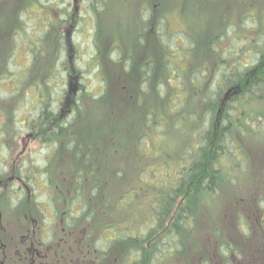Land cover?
I'll return each mask as SVG.
<instances>
[{"label":"rangeland","instance_id":"rangeland-1","mask_svg":"<svg viewBox=\"0 0 264 264\" xmlns=\"http://www.w3.org/2000/svg\"><path fill=\"white\" fill-rule=\"evenodd\" d=\"M93 1L34 0L29 5L30 0H6V14L0 10V177L7 178L11 175L14 178L5 188L6 192L11 193L14 204L21 203L25 207L35 205L36 202L31 201L30 197L39 202L40 209L47 215H55L51 208L63 207L66 200L69 199H66L69 194V186L66 188L60 171L61 149H66L67 146L64 145V140H56L55 142L53 138H50L54 133L52 132L53 126H46V123L41 120L44 99H49L50 104L53 105L52 111L54 113H61L65 107L71 79L68 60L72 62V67L77 71L78 82L75 93L69 94L70 105L68 104L69 106L65 109L72 110L76 102L84 103V107L89 106L88 118L86 117L81 121L82 139L85 137V141L82 143L87 146L92 145L94 153L99 154V158L100 155L103 156L107 150H110L111 153L109 154H114L109 157L111 159L110 167L113 168L116 165V156L122 158L127 149L133 146V136L128 133L124 135L121 133L122 136L116 138L118 128L123 125L127 130H133L134 133L136 130L139 131L141 116L139 117L138 107L140 112L143 109L138 103L139 105L131 113L132 118L128 123L119 124L117 119L110 118L106 113L107 106L110 105L108 102L91 103L92 106L90 107L89 94H86L88 90L91 96L102 94L106 86L105 77L109 81V86L113 87L112 94H110L112 99L115 93L134 86L145 98L146 104L155 108L160 106L157 107V110L163 112L159 113L160 115L163 114V118L170 122L174 118L173 112H169L165 106L166 99L163 95L166 92V87L162 88V92H164L161 93L162 98L157 95L155 90L158 78H165L169 81V74L163 65L167 55H165L157 35L159 23L155 24L156 31L149 32L147 44L144 47L138 46L137 43L136 35L142 31L140 29L144 26L142 19H140L142 9L147 6L144 13L146 20L150 18L147 25L152 30L155 29L154 24H151L153 20L160 19L162 16L167 18L168 21L164 20L168 28L165 30L167 33L165 38L168 43L178 37L179 32L193 28L197 32L201 45L206 32L208 30L212 32L220 26L221 15L233 14L236 12L235 9H238V4L234 0H228V4L225 0H160L159 6L152 10L154 3L147 0L146 3L139 5L141 11L138 7L139 14H137V4L130 6L127 5L128 0H110L109 10L102 15H97V13L95 15L90 7L94 3L99 5L101 9L102 3ZM2 2L3 0H0V8L3 6ZM18 4L29 5L27 7L29 8V16L28 11L27 14L22 15L23 27L18 25L12 27L15 24ZM75 8H78V16L74 17L76 19L74 22L71 21V15H73ZM1 16H4V19ZM51 24L56 26L53 28ZM49 33L51 36L45 41ZM184 43L188 45V41ZM97 44L101 46L103 52L101 56ZM112 44H120L128 53H131L136 59V67L140 61L155 60L157 73L151 82L152 86L150 88L144 87L146 92L140 90L141 80L139 81L136 76L134 77V73L133 76L128 75L125 79L122 72H128L123 65H114L111 62L112 59L109 61L106 59V56L112 58L118 56L117 51L108 54V49ZM228 45L229 42L225 44V46ZM204 49L205 47L200 46L199 50L190 57L193 58L192 64L198 63L197 65H200L201 60L204 61L206 56L210 59L209 55L205 54ZM9 53L10 55H8ZM249 56L250 54L244 55V59L248 60V64L251 65ZM190 60L188 65H191ZM107 69L117 70L116 77L112 78ZM127 79L131 80V83ZM179 82L176 80L173 84L179 85ZM187 82L183 92L180 89L170 88L173 99L175 101L182 99L183 102L185 100L188 108L200 111L202 102L197 93V85L190 80ZM130 102L134 104L133 99H130ZM105 104L106 106H104ZM247 113L246 126L248 125L251 130L246 132L247 145L245 144L244 147L246 152L252 151L253 157H247L246 152H242L240 147L244 145V141L236 140L235 146L238 148L236 157L228 154L223 158L225 167L222 176L227 182L233 183L234 195L231 194L228 198L221 195L215 196L216 198L210 197L206 201L199 200L196 205V215L193 217L189 230L184 231L181 242L175 234L161 236L157 239L158 247H154L145 253L146 257L147 254L149 257L148 264H199L204 256H212L213 252L218 257L217 259L220 257L221 260H226L227 256H224L223 251L218 253L215 245H217L218 240L220 244H225L223 242L225 238L229 239L228 229L224 227V222H222V216L227 211L228 199L233 196L232 200L230 199L233 209L230 212L227 211L228 213L237 212L242 216V209L234 203L238 194V196L245 197L247 201L245 204H252L250 201L255 198L256 204L264 212V97L252 102L251 106L247 108ZM69 120L72 118L67 119V121ZM89 121L93 125L87 132ZM96 122H98L99 128L96 126ZM187 128L184 123L179 126H171L165 133L166 135H159L160 143L171 153L174 152L175 155L177 151L181 153L189 141L187 134L190 131ZM47 130H51V133H46ZM253 132L254 134H252ZM111 137L118 140L122 138L118 141L119 156L115 146L106 147ZM125 145L127 146L125 147ZM56 148H59L58 152ZM136 152V158H125L121 161V169H124L125 173L121 171L120 189L132 186L137 181V172L140 168L144 164H149L144 157L138 154L137 150ZM233 163L236 164L234 167ZM255 163L257 167L253 166ZM248 170L254 172H248ZM256 179L263 184L259 190L256 187ZM98 184L100 186L97 196L94 195L95 207L98 204L101 205L99 203L101 195L99 198L97 197L99 193H103L101 183ZM112 184L116 186L114 182ZM86 189L88 190L87 187L85 191ZM26 198L30 201H27ZM249 199L251 200L249 201ZM150 203L149 195H143L142 198L133 200L130 205L118 204L116 201L108 207L107 214L106 211L104 215L96 212L92 229L89 230L91 232L88 236L89 242L93 247H98L102 253H105L107 259L122 260L124 264L136 263L139 258H137L133 248L121 241L123 238L122 230L119 232L120 240L117 243L115 241L117 233L114 232L116 230L104 232L103 227L111 222L118 225L130 224L135 226L137 220L152 212ZM68 204L70 208L75 210V214H72V217L75 218L79 207H76L74 201H68ZM237 218L236 226L240 229L239 232L249 234L252 230L246 229L247 225L245 227L243 218L240 216ZM244 219L247 220L246 217ZM147 230V228L144 229V231ZM217 230L218 232H216ZM131 234L135 235L136 233ZM76 237L77 239L82 238L84 234L78 232ZM112 237L114 239H110Z\"/></svg>","mask_w":264,"mask_h":264},{"label":"trees","instance_id":"trees-1","mask_svg":"<svg viewBox=\"0 0 264 264\" xmlns=\"http://www.w3.org/2000/svg\"><path fill=\"white\" fill-rule=\"evenodd\" d=\"M33 1L30 0L29 5ZM94 1L102 3L101 9L99 5L94 3L90 7L95 15L96 13L102 15L109 10L110 0ZM146 1L128 0L127 5L134 6L137 4V14H139L138 9L140 8L141 11L139 5L146 3ZM234 1L238 4V9H235L236 12L221 15L220 26L212 32H210L211 30L206 32L202 45L196 30L193 28V30L184 29L183 32L178 33V37L168 43L165 38L167 35L165 30L168 28L164 20H167V18L162 16L160 19L153 20L151 24H154L155 29L152 30L147 25L150 18L146 20L144 13L147 6L142 9L141 17H139L142 19V25L144 26L140 29L142 31H139L136 35L137 43L138 46L144 47L147 44L149 32L156 31L155 24L159 23L157 35L165 55H167L163 65L169 74V81L165 78H158L155 90L157 95L162 98L161 93H164L162 88L166 87V92L163 95L166 99L165 106L169 112H173L174 118L172 122L163 118V114H159L163 112L157 110V107L160 106L158 105L155 108L146 104L145 98L134 86L115 93L112 99L110 94H112L113 87L109 86L106 77L104 78L106 82L105 91L103 90L102 94L91 96L89 90L85 91L86 94H89V105L102 101L108 102L110 105L107 106L106 113L110 118L117 119L119 124L128 123L132 118L131 113L136 110V106L139 104L142 106V112L138 107L139 117L141 116L139 131L136 130L134 133L133 130H127L123 125L118 128L116 138L122 136L121 133L123 135L128 133L133 136V146L127 149L122 158L116 156L115 167H110L111 159L109 157L114 155L109 154L111 153L110 150H107L103 156L100 155L99 158V154L94 153L92 145L87 146L82 143L85 141V137L82 139L81 121L86 117L88 118L89 106L84 107V103L76 102L72 110L65 109L70 105L69 94L72 91V76L78 78L77 71L72 67L70 60H68V67L71 70V79L64 109L61 113H54L52 111L53 105L50 104L49 99L43 100L44 110L41 113V120L46 123V126H53L52 132L54 133L50 138H53L55 142L56 140H64V145L67 146L66 149H61V178H63L66 188L69 186V194L66 196V199H69L67 201H74L76 206L82 207L77 222L83 225V230L92 229L96 212L104 215L106 211L107 214L108 207L116 201L118 204L130 205L133 200L142 198L143 195H149L152 212L137 220L135 226L130 224L118 225L111 222L103 227L104 232L116 230L114 232L118 235L122 230L123 240L121 239V241L131 246L137 258H139L133 264H148L149 257L148 254L146 257L145 253L154 247H158L159 242L157 239L165 234H175L181 242L184 231L193 222L199 200L206 201L210 197L216 198L221 195L228 198L231 194L234 195L235 187L232 186L233 183L227 182L222 176L225 167L223 158L228 154L236 157L238 149L235 146L236 140L244 141V145L240 148L242 152H246L244 147L247 142L246 132L251 130L248 125L246 126L247 108L251 106L252 102L261 100L264 97V91L262 92L264 90V0ZM225 2L228 4V0H225ZM151 3H154L152 10H155V7L160 4V0H151ZM29 5L24 8L25 12L23 13L27 14L28 11V16L29 8L27 7ZM74 10L71 21L75 22L74 17L78 16V8ZM185 12L187 11L185 10ZM195 19L198 20L196 17ZM51 25H53L51 26L53 28L56 26ZM50 36L49 33L45 41ZM185 41H188V45L184 43ZM228 42L229 45L225 46ZM200 46L205 47L204 52L209 55L210 59L206 56L204 61L201 60L200 65H197L198 63L192 64L193 58L190 57L199 50ZM97 47L101 56L103 53L101 46L97 44ZM116 51L118 53L116 58L106 56V59L108 61L112 59L111 62L114 65H123L128 72H122L125 79L128 75L133 76L134 73V77L136 76L139 81L141 80L140 90L146 92L144 87L150 88L152 86L151 82H153L157 73L155 60L140 61L138 67H136L134 56L128 53L120 44H112L108 49V54ZM247 54H250L251 65L248 64V60L244 59V55ZM189 60L191 65H188ZM107 71H110L109 74L112 78H115L116 72H118L114 69L112 71L107 69ZM172 80L173 82L179 80V85L173 84ZM188 80L197 85V93L200 95L202 102L200 111L188 108L185 100L183 102L182 99L177 101L173 99L170 88L180 89L183 92ZM128 81L131 83V80ZM76 85L74 87L75 91ZM137 95L140 96L137 97ZM130 99H133L134 104H131ZM61 104L63 105L62 102ZM66 117H71L72 120L67 121L68 118ZM96 123L99 128L98 122ZM183 123L190 131L187 134L189 141L184 150L181 153L177 151L175 155L174 152L171 153L160 143L159 135H166L165 133L168 132L171 126H179ZM92 125V122L89 121L87 132L92 128ZM191 127L193 128L192 131ZM46 133H51V130H47ZM116 138L111 137L106 147L115 146L119 156L118 141L122 138L119 140ZM56 149L58 152L59 148ZM136 150L149 164H144L140 168L137 172V181L132 186L120 189L121 171L125 173L124 169H121V161L125 158H136ZM251 152V150L246 152L247 157L251 156ZM235 165L233 163V167ZM253 166L257 167L256 163ZM119 167L120 169H118ZM233 169L235 170V168ZM248 172L254 171L248 170ZM108 180L111 181L108 182ZM99 182L103 187V193H99L97 197L99 198L101 195L99 201L101 205L98 204L95 207L94 198L97 196ZM112 182L116 186H113ZM255 183L258 190L263 185L259 183L258 179ZM86 187L88 190L85 191ZM238 195H236L234 203L242 209L243 214L241 216L237 212L228 213L233 209V204L230 203L233 196L230 197L228 199L229 203L226 204L228 212L226 211L222 216V222H224V227L228 229L227 235L230 240L225 238L223 241L225 244H220L218 240L219 242L215 245L218 253L223 251L227 259L221 260L220 257L217 259L218 257L213 252L212 256H204L199 264H264V246L259 245L260 240L241 235L236 226L238 216L241 218L248 216L256 224L254 219L260 217L262 210L256 204L255 198L252 201L249 199L252 204H245L247 202L245 197ZM146 228L148 230L144 231ZM131 233L136 234L132 235Z\"/></svg>","mask_w":264,"mask_h":264},{"label":"flooded vegetation","instance_id":"flooded-vegetation-1","mask_svg":"<svg viewBox=\"0 0 264 264\" xmlns=\"http://www.w3.org/2000/svg\"><path fill=\"white\" fill-rule=\"evenodd\" d=\"M5 1L2 13L7 12ZM18 11L22 13L23 7ZM13 180L11 175L0 177V264H124L122 260L107 259L86 235L77 239L81 227L72 217V209L51 208L55 212L52 216L30 197L35 205L14 204L11 193L5 190ZM81 230L83 233L89 228Z\"/></svg>","mask_w":264,"mask_h":264},{"label":"water","instance_id":"water-1","mask_svg":"<svg viewBox=\"0 0 264 264\" xmlns=\"http://www.w3.org/2000/svg\"><path fill=\"white\" fill-rule=\"evenodd\" d=\"M76 80H73V85H72V88H73V90H72V93H74V82H75Z\"/></svg>","mask_w":264,"mask_h":264}]
</instances>
